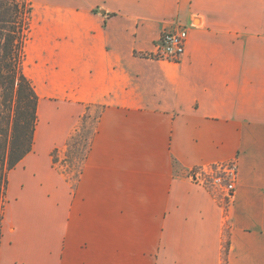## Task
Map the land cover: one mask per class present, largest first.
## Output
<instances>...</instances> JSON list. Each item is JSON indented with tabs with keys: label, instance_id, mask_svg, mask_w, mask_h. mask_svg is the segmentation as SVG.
Returning a JSON list of instances; mask_svg holds the SVG:
<instances>
[{
	"label": "crops",
	"instance_id": "crops-1",
	"mask_svg": "<svg viewBox=\"0 0 264 264\" xmlns=\"http://www.w3.org/2000/svg\"><path fill=\"white\" fill-rule=\"evenodd\" d=\"M31 1L38 124L0 264H264V0ZM178 27L181 60L148 57ZM97 105L79 172H59L51 152ZM234 158L225 209L189 174Z\"/></svg>",
	"mask_w": 264,
	"mask_h": 264
},
{
	"label": "trees",
	"instance_id": "trees-1",
	"mask_svg": "<svg viewBox=\"0 0 264 264\" xmlns=\"http://www.w3.org/2000/svg\"><path fill=\"white\" fill-rule=\"evenodd\" d=\"M31 0H0V246L4 235L9 173L32 150L39 95L25 73Z\"/></svg>",
	"mask_w": 264,
	"mask_h": 264
},
{
	"label": "built area",
	"instance_id": "built-area-1",
	"mask_svg": "<svg viewBox=\"0 0 264 264\" xmlns=\"http://www.w3.org/2000/svg\"><path fill=\"white\" fill-rule=\"evenodd\" d=\"M187 27L164 31L148 57L157 60L179 61L186 51ZM239 164L236 158L194 168L189 177L193 182L214 192L223 207L227 209L234 197L238 179Z\"/></svg>",
	"mask_w": 264,
	"mask_h": 264
},
{
	"label": "rangeland",
	"instance_id": "rangeland-1",
	"mask_svg": "<svg viewBox=\"0 0 264 264\" xmlns=\"http://www.w3.org/2000/svg\"><path fill=\"white\" fill-rule=\"evenodd\" d=\"M100 112L101 107L98 105L87 107L85 109V114L79 118L75 125L67 145L53 149L51 158L59 172L70 174L79 172L87 155ZM10 208L11 198L8 196L7 192L4 221V229H6V231L9 230L11 224Z\"/></svg>",
	"mask_w": 264,
	"mask_h": 264
}]
</instances>
